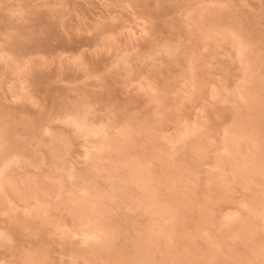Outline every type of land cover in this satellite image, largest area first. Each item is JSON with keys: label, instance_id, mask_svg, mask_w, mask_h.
Segmentation results:
<instances>
[{"label": "rangeland", "instance_id": "rangeland-1", "mask_svg": "<svg viewBox=\"0 0 264 264\" xmlns=\"http://www.w3.org/2000/svg\"><path fill=\"white\" fill-rule=\"evenodd\" d=\"M0 184V264H264V0H0Z\"/></svg>", "mask_w": 264, "mask_h": 264}, {"label": "bare ground", "instance_id": "bare-ground-1", "mask_svg": "<svg viewBox=\"0 0 264 264\" xmlns=\"http://www.w3.org/2000/svg\"><path fill=\"white\" fill-rule=\"evenodd\" d=\"M117 141H118V140H116V143H115L114 146H116V144L118 143ZM109 142H110V143H108V144H112L111 141H109ZM228 143H229V141H228ZM106 145H107V144H106ZM228 145H229V144H228ZM228 145H227V147H228ZM230 145H231V144H230ZM112 146H113V145H112ZM118 147H119V146H118ZM122 147H123V146H122ZM119 148L122 149L121 147H119ZM119 148H117V149H119ZM251 161H252V160H251ZM255 161H256V160H255ZM134 163H135V162H134ZM254 163H255V162H254ZM254 163H253V164H254ZM129 164H130V163H129ZM131 164H132V163H131ZM251 164H252V162H251ZM253 164H252V165H253ZM134 165H135V164H134ZM252 165H251V166H252ZM130 166H131V165H130ZM130 166H129V168H130ZM129 168H128V169H129ZM132 168H133V166H132ZM132 168H131V169H132ZM250 168H251V167H250ZM254 168H257V165H256V164H255V167H254ZM131 169H130V171H131ZM247 170L250 171V169H247ZM247 170L244 171V169H243V172H246V173H243V172H242V173H243L242 176L244 177V175H245L246 180H247V178H248V176H249V175L246 176L247 173H248ZM252 170H253V168H252ZM254 170H255V169H254ZM127 171H128V170H127ZM130 171H129V172H130ZM251 172H252V171H251ZM238 173H241V172L238 171ZM133 174H134V173H133ZM126 175H127V174H126ZM239 175L241 176V174H239ZM242 176H241V177H242ZM127 177H128V176H127ZM134 177H135V176H134ZM243 177H242V178H243ZM130 178H131V177H130ZM124 180H128V179H124ZM1 181H2V180H1ZM6 181H8V180H6ZM5 184H6V182H5ZM20 184H22V185H21V187H22V186H23V182L20 183ZM0 185H1V184H0ZM24 185H25V187H27V185H28L29 187H31V186L29 185V183L26 185L25 182H24ZM19 186H20V185H19ZM23 187H24V186H23ZM16 188H17V187H16ZM31 188H32V187H31ZM31 188H30V189H31ZM28 189H29V188H28ZM30 189H29V190H30ZM31 191H32V189H31ZM33 191H34V190H33ZM33 191H32V192H33ZM84 200H87V201H88V199H84ZM84 200H83V201H84ZM89 200H91V199H89ZM91 201H92V200H91ZM91 201L88 202L89 205L91 204ZM97 201H98V200H97ZM99 202H100V201H99ZM93 203H94V205H95V203H96V205H97L98 202H96V200H95V201L93 200ZM93 203H92V204H93ZM100 205H102L103 207H102V206H101V208L98 207V206H100ZM92 206H93V205H92ZM76 207H79V206H76ZM97 207H98V209H99V208L102 209V208H104V205H103L102 203H100L99 205H97ZM80 208L83 209V208H87V207H85V205L82 204V205L80 206ZM93 208H94V207H93ZM93 208H92V209H93ZM95 208H96V207H95ZM81 209H79V211H80ZM98 209H96V210L94 209V210H95L96 212H99V211H97ZM104 209H105V208H104ZM74 210L76 211L77 209L74 208ZM85 210H87V209H84V211H85ZM79 211L77 210V212H79ZM87 211H89V210H87ZM102 211H103V209H102ZM96 212H95V213H96ZM100 212H101V211H100ZM81 213H82V212H81ZM93 213H94V212H93ZM86 215H87V214H86ZM81 216H82V214H81ZM91 216H93V214H92ZM96 216H97V215H96ZM89 217H90V212H89ZM89 217H88V219H89ZM90 218L92 219V217H90ZM91 219H90V220H91ZM94 220H95V218H94ZM97 220H98V219H96L95 221H97ZM91 221H93V220H91ZM88 223H89V221H88ZM101 223H102V222H101ZM89 224H90V223H89ZM95 225H96V224H95ZM92 226H93V225H92ZM93 227H94V226H93ZM162 227L164 228V226H162ZM162 227L160 226L161 229H162ZM165 229H166V228H165ZM242 229H243V228H242ZM159 230H160V229H159ZM162 232H165V230L163 229ZM243 232H245V231L243 230ZM243 235H244V234H243ZM149 243H151V242L146 243V245H147V246H150L151 244L148 245ZM153 244H155V242H154ZM157 245H158V244H157ZM97 246L99 247V245H97ZM97 246H96V247H97ZM100 248H101V246H100Z\"/></svg>", "mask_w": 264, "mask_h": 264}]
</instances>
